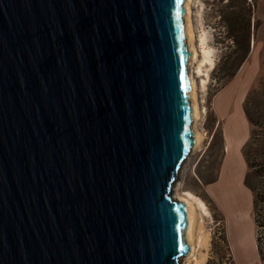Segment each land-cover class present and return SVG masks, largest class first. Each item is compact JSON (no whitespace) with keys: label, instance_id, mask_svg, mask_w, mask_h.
<instances>
[{"label":"water","instance_id":"1","mask_svg":"<svg viewBox=\"0 0 264 264\" xmlns=\"http://www.w3.org/2000/svg\"><path fill=\"white\" fill-rule=\"evenodd\" d=\"M189 0H0V264H182L201 140Z\"/></svg>","mask_w":264,"mask_h":264},{"label":"rangeland","instance_id":"2","mask_svg":"<svg viewBox=\"0 0 264 264\" xmlns=\"http://www.w3.org/2000/svg\"><path fill=\"white\" fill-rule=\"evenodd\" d=\"M234 1L236 11L244 10L245 0ZM248 1L253 7L250 52L237 68L236 64L231 66V61L227 63V55H236L237 51L241 52V47L232 40L231 30L220 18V12L228 2L194 0L192 5L195 46L202 50L200 40L205 37L214 63L205 64L202 75L195 78L202 112L197 128L203 139L183 163L173 196L190 191L207 205L208 211L197 210L195 243L198 255L203 256L201 264H232L230 251L223 241L224 231L234 264H262L253 244V235L256 236L253 192L245 184L249 169L242 149L253 129L244 111L246 100L254 93L259 100L264 97V0ZM201 55L200 52V59ZM197 65L198 62L195 67ZM233 71L235 76L228 78ZM231 121L234 122L229 125ZM226 132L230 133L229 146ZM226 157L224 181L216 185ZM227 178L231 180V189L226 192ZM205 238L207 242L201 243L200 240Z\"/></svg>","mask_w":264,"mask_h":264},{"label":"trees","instance_id":"3","mask_svg":"<svg viewBox=\"0 0 264 264\" xmlns=\"http://www.w3.org/2000/svg\"><path fill=\"white\" fill-rule=\"evenodd\" d=\"M226 1L228 4L221 10L220 18L223 24L231 30L229 33L231 34L230 37L233 38L232 40L241 47V50H239L241 52H234L236 55H227V63L231 61V66L233 67V64H236L237 68L250 52L253 7L248 0H245L244 10L236 11L233 8L235 7V1ZM233 76H235V71L228 74V78ZM244 111L253 126L250 136L242 149L249 169L245 176V184L253 192V216L256 225L257 249L260 260L264 264V97L259 100L256 93L250 94L246 100ZM223 241L230 251L228 252L232 259V264H234L231 246L225 231Z\"/></svg>","mask_w":264,"mask_h":264},{"label":"bare ground","instance_id":"4","mask_svg":"<svg viewBox=\"0 0 264 264\" xmlns=\"http://www.w3.org/2000/svg\"><path fill=\"white\" fill-rule=\"evenodd\" d=\"M193 4H194V0H189L192 45H193V49L196 53L195 58H194V62H193L192 68H191V76H192V79H193V82L195 85V102L197 104L198 111H199L198 119L194 124L195 126L193 125V131H194V133L199 134L202 137L200 142H199V143H201V141L203 139V134L197 128V123H198L199 118L201 117L202 112H201V107H200L201 105H200L199 98H198L199 95L197 93L198 83H197V80H195V78L202 75L203 66L205 64H206V66H207V63H209L210 65H213L214 60L212 58L211 50H209L208 46L206 45L205 37L201 38V36H200V38H201L200 47L202 50H199L195 46V45H197L194 43V39H195L194 32L195 31H193L194 28H192V22H191V16H192L191 14H192V5ZM200 52L202 54L201 55L202 59L199 58ZM197 62H198V65L195 67V64ZM194 75H195V77H194ZM225 182L227 183V187L225 189L226 192L230 191L231 180H229L227 178L225 180ZM223 185H224V183H223ZM223 185H222V188H225V187H223ZM174 198L185 201L187 203V206H188V222H189V224H188V228H187L186 233H187V240L191 246V252L187 257H185L183 259V264H201V261L203 260L202 259L203 256L198 255L199 250L197 249V246L195 243L196 242L195 241V238H196L195 230H196V226H197L196 223H197V218H198L197 217V215H198L197 210H198V208H200V209H205L206 211H208L207 205L201 198H199L195 194L191 193L190 191H186L185 194L181 195V196L176 194V197L174 196ZM200 242L201 243L203 242L205 244V242H207V239L205 238L204 240H200Z\"/></svg>","mask_w":264,"mask_h":264},{"label":"crops","instance_id":"5","mask_svg":"<svg viewBox=\"0 0 264 264\" xmlns=\"http://www.w3.org/2000/svg\"><path fill=\"white\" fill-rule=\"evenodd\" d=\"M232 122H234V121H231V122L229 123V125H230ZM228 127H229V126H228ZM227 131H228V129H227ZM229 135H230V133H229V132H226V139L228 138V142L226 141V143H227L228 146H229L230 141H231L230 138H229ZM230 137H231V136H230ZM244 138H245V137H244ZM241 142H242V141H241ZM240 145H241V143H240L239 146H238V151H239V149H240ZM228 146H227V152H228ZM226 160H227V157H226V159H225V163H224V166H223V170H222V173H221V177H220L219 180L216 182V185H218V184H220L221 182L224 181V179H223V172H224V169H225V166H226ZM246 187H247V186H246ZM253 244H254L256 250L258 251L255 234L253 235ZM258 254H259V253H258Z\"/></svg>","mask_w":264,"mask_h":264}]
</instances>
